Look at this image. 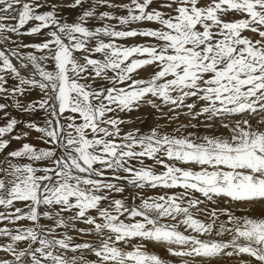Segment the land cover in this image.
Returning <instances> with one entry per match:
<instances>
[{"label": "snow or ice", "instance_id": "snow-or-ice-1", "mask_svg": "<svg viewBox=\"0 0 264 264\" xmlns=\"http://www.w3.org/2000/svg\"><path fill=\"white\" fill-rule=\"evenodd\" d=\"M0 264H264V0H0Z\"/></svg>", "mask_w": 264, "mask_h": 264}, {"label": "bare ground", "instance_id": "bare-ground-1", "mask_svg": "<svg viewBox=\"0 0 264 264\" xmlns=\"http://www.w3.org/2000/svg\"><path fill=\"white\" fill-rule=\"evenodd\" d=\"M66 15H68V14L66 13ZM126 43H132V40L130 39V40L126 41ZM143 112H147V109L143 110L142 113H136L134 115H142ZM149 122H151V117H149ZM161 123H163V121H161ZM33 142L35 143L36 141L33 140ZM150 247H152V246H150ZM154 250L157 251V252H159L161 255H164L163 251L160 248L155 247Z\"/></svg>", "mask_w": 264, "mask_h": 264}]
</instances>
